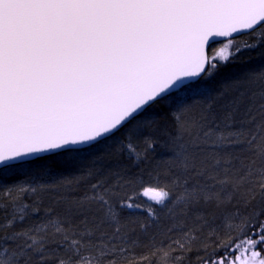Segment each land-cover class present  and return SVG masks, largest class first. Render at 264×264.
I'll list each match as a JSON object with an SVG mask.
<instances>
[{
	"label": "snow or ice",
	"instance_id": "1",
	"mask_svg": "<svg viewBox=\"0 0 264 264\" xmlns=\"http://www.w3.org/2000/svg\"><path fill=\"white\" fill-rule=\"evenodd\" d=\"M0 264H264V0H0Z\"/></svg>",
	"mask_w": 264,
	"mask_h": 264
},
{
	"label": "trees",
	"instance_id": "2",
	"mask_svg": "<svg viewBox=\"0 0 264 264\" xmlns=\"http://www.w3.org/2000/svg\"><path fill=\"white\" fill-rule=\"evenodd\" d=\"M253 57H254V60L252 61L253 63L259 59V56L257 53H253ZM240 63L241 62H237L235 64H232V65H228L226 66L220 73V76L218 77V79H224V78H227L229 76H232V75H235L237 74L239 71H240ZM159 158V157H158ZM127 161H125L126 163Z\"/></svg>",
	"mask_w": 264,
	"mask_h": 264
},
{
	"label": "rangeland",
	"instance_id": "3",
	"mask_svg": "<svg viewBox=\"0 0 264 264\" xmlns=\"http://www.w3.org/2000/svg\"><path fill=\"white\" fill-rule=\"evenodd\" d=\"M223 47V42L222 43H218V44H214V45H212V49H220V48H222ZM226 54H227V52H226Z\"/></svg>",
	"mask_w": 264,
	"mask_h": 264
},
{
	"label": "water",
	"instance_id": "4",
	"mask_svg": "<svg viewBox=\"0 0 264 264\" xmlns=\"http://www.w3.org/2000/svg\"><path fill=\"white\" fill-rule=\"evenodd\" d=\"M218 43H222V41H215V42L212 43V45L218 44Z\"/></svg>",
	"mask_w": 264,
	"mask_h": 264
}]
</instances>
